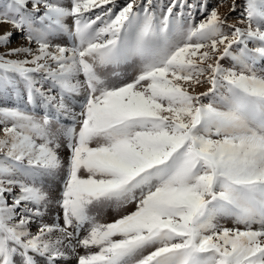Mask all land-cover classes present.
Masks as SVG:
<instances>
[{
	"label": "snow or ice",
	"instance_id": "obj_1",
	"mask_svg": "<svg viewBox=\"0 0 264 264\" xmlns=\"http://www.w3.org/2000/svg\"><path fill=\"white\" fill-rule=\"evenodd\" d=\"M239 7L0 4V264H264V0Z\"/></svg>",
	"mask_w": 264,
	"mask_h": 264
},
{
	"label": "rangeland",
	"instance_id": "obj_2",
	"mask_svg": "<svg viewBox=\"0 0 264 264\" xmlns=\"http://www.w3.org/2000/svg\"><path fill=\"white\" fill-rule=\"evenodd\" d=\"M3 2H4V0H0V4H2ZM205 3H207V5H208V7L210 9L211 7H214L217 4H219L220 3V0H216V1H214V0H205ZM236 3L238 5V8H237V11L232 12L229 15V21L231 19L230 22H232L235 19H237V17H239V15H240L239 12L242 10L241 7H239V6L243 4V0H239V1L236 0ZM228 7H230V5L226 7L225 12L224 11L223 12L221 11V13L228 14L229 13V8ZM202 18L203 17L201 15H196V20L197 21H199ZM22 41H23V37L19 33H17L13 37L12 44L9 45V47H15L17 44L22 43ZM121 71L131 72V68H129L127 66H124V68H122ZM206 87L207 86H205V87H199V88H197V91H205L206 90ZM15 103H16V101H15V99H14L13 96L6 95V94H0V106H12ZM77 110H79V109H77ZM65 123H66V121H65ZM60 154H61L62 157L67 158V156H68V150L66 148H62L61 151H60ZM49 187H51V189H52V195L53 196L58 195V193L60 191V183H59V180H57L55 183L49 182ZM131 207L132 206H129L128 208L124 209L123 211L124 212L131 211L132 210ZM96 211H98V210H95V209L93 210L94 213ZM59 212H60V209L57 208L54 204L53 205H50L49 206V209H48V212L46 213V215L43 218L44 222H46V223H53L55 221V219H56L57 213H59ZM116 216H117V213L112 208H106L101 213V218L105 222H110V221L114 220L116 218ZM59 222L61 224L63 223L62 214H61V218H60ZM78 251L81 254H83V249H78ZM73 264H76V259L74 260V263Z\"/></svg>",
	"mask_w": 264,
	"mask_h": 264
},
{
	"label": "bare ground",
	"instance_id": "obj_3",
	"mask_svg": "<svg viewBox=\"0 0 264 264\" xmlns=\"http://www.w3.org/2000/svg\"><path fill=\"white\" fill-rule=\"evenodd\" d=\"M214 1H216V0H214ZM239 1V0H238ZM117 2L119 3V4H123V3H125V0H117ZM227 6H229V4H224L223 6H221L220 7V12L222 11H224L225 12V10H226V7ZM229 8V7H228ZM239 11V10H238ZM240 13V12H239ZM236 20V19H235ZM230 21H231V19H230ZM77 111H79V110H77ZM134 207V205L131 207V209ZM46 223V222H45ZM221 223H226V225L228 226V227H232L233 225H232V222L230 221V220H228V221H221ZM232 225V226H231ZM32 231H36V223H33L32 224ZM74 260H75V258H71L70 260H69V263L70 264H73L74 263Z\"/></svg>",
	"mask_w": 264,
	"mask_h": 264
}]
</instances>
